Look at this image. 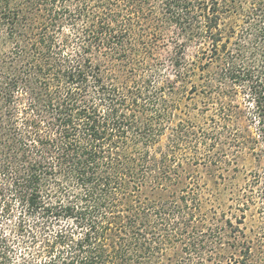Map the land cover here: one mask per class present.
<instances>
[{
  "label": "trees",
  "instance_id": "16d2710c",
  "mask_svg": "<svg viewBox=\"0 0 264 264\" xmlns=\"http://www.w3.org/2000/svg\"><path fill=\"white\" fill-rule=\"evenodd\" d=\"M209 260L264 264V0H0V264Z\"/></svg>",
  "mask_w": 264,
  "mask_h": 264
},
{
  "label": "rangeland",
  "instance_id": "374dc122",
  "mask_svg": "<svg viewBox=\"0 0 264 264\" xmlns=\"http://www.w3.org/2000/svg\"><path fill=\"white\" fill-rule=\"evenodd\" d=\"M239 22V21H238ZM165 143V137L161 139L160 146ZM254 161L253 157L249 154L242 155L241 158L238 159L237 167L235 170L236 178L234 179L232 188L234 189V193L240 192L239 188H243L244 183L249 178V173L251 171L254 172ZM229 191V190H228ZM206 202V200H205ZM206 205H203V209H206L207 207H210L209 204L205 203ZM230 202H226L223 206V210L225 211L226 215L228 216L230 213L237 212L236 204L229 207L228 205ZM260 212L257 210V208L252 205L249 209L246 210V218L245 223L247 224V227H255L259 221L260 218ZM206 264H212L209 261H206Z\"/></svg>",
  "mask_w": 264,
  "mask_h": 264
}]
</instances>
